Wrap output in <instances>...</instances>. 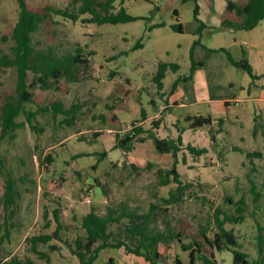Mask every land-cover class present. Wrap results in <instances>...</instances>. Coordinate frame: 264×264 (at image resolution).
<instances>
[{"label": "rangeland", "instance_id": "obj_1", "mask_svg": "<svg viewBox=\"0 0 264 264\" xmlns=\"http://www.w3.org/2000/svg\"><path fill=\"white\" fill-rule=\"evenodd\" d=\"M25 1L35 11L49 6L77 12L76 21L52 14V20L33 33V45L60 58L79 50L89 58L90 67L75 64L76 80L63 77L49 88L33 84L29 88L32 101L24 103L23 113L16 118L23 126L15 130L14 138L7 135L0 140L2 172L16 180L19 194L8 220L12 224L8 238L0 242V261L78 264L64 241L73 244L85 234L81 227L84 214L93 210L104 215L109 208L117 211L121 204L146 213L154 203L160 208L153 211L151 226L163 231L168 218L182 232L184 243L199 241L204 253L213 251L219 263L232 264L231 252L210 249L202 234L212 237L216 209L222 212L220 218L235 214V203L241 197L245 200L243 220L226 221L223 226L233 231L237 248L249 260L264 258V242L259 253L258 238L259 224L264 240V20L252 29H230L224 20L237 21L240 16L227 10L226 0H115L110 11L124 8L137 19L95 24L82 21L90 15L78 11L80 1ZM231 1L236 8L244 2ZM18 12L17 0H0V54L8 53L13 45L11 33ZM178 23L181 31L175 28ZM197 39L200 42L193 48ZM192 48L195 61L204 66L191 74ZM221 48L237 61L246 59L259 77L252 79L230 63ZM161 62L167 63V69L159 87L156 74ZM31 79L29 74L27 82ZM15 84L14 69L0 73V103L14 92ZM226 99L228 104L222 101ZM181 101L184 104L178 105ZM53 102H61L64 108L79 106L71 122L67 114L50 108ZM166 103L170 107L160 115L156 135L180 136L178 171L184 181H188L187 172L193 176L188 181L192 185L167 208V214L162 211L161 198L168 196L174 184L158 183L156 171L172 166L171 155L159 154L143 132L140 136L145 141L133 142L130 152L114 146L116 133L120 137L128 133L127 126L137 122L135 117L142 110L153 114L154 105ZM188 114H211L215 121L189 130ZM116 115L131 120L123 127ZM218 117L223 123L217 122ZM187 144L206 151L192 154ZM253 151L261 155H248ZM4 178L0 173V234L5 233L7 215L1 203ZM226 196L233 202H227ZM58 221L63 226L60 239L32 244L34 235L53 234ZM114 228L115 224L110 226ZM158 250L162 254L158 264H175L176 256L182 264H191L189 250H181L175 240L159 244ZM94 264L151 263L123 248H107ZM194 264L202 263L195 258Z\"/></svg>", "mask_w": 264, "mask_h": 264}, {"label": "trees", "instance_id": "obj_2", "mask_svg": "<svg viewBox=\"0 0 264 264\" xmlns=\"http://www.w3.org/2000/svg\"><path fill=\"white\" fill-rule=\"evenodd\" d=\"M80 1L78 11L81 14L88 13L90 16L84 18L82 21L95 24L102 23H118L126 22L137 19V17L127 14L124 8H120L117 12H112L110 9L113 7L115 0H72V3ZM19 12L15 25L13 26L11 38L13 45L8 53L0 54V73L7 69L12 68L16 71V84L13 93H8L3 97L0 103V140L6 137H15V130L23 126V121H18L16 118L23 113V106L25 102L32 101V93L29 88L33 84H39L42 88H49L52 84L57 83L59 79L65 77L69 80H76L78 71L75 64L81 63L83 68L90 67V61L88 57H82L80 51L77 50L73 54H69L60 58L52 52L38 51L33 45V33L38 31L42 23H47L52 20V14H57L71 20L76 21L78 18L77 12H72L65 9H54L49 6L43 7L40 11L32 10L28 7L25 0H17ZM226 7L228 11L235 10L236 13L241 16L240 22L236 27L243 29L254 28L261 20H264V0H245L239 7H235L231 0H226ZM195 14L197 9L194 10ZM174 14L178 16L177 10H174ZM162 25V24H158ZM175 28L178 31L182 30L181 23H178ZM141 40V39H140ZM199 40H195L193 48L199 44ZM193 48L191 50V74L197 69L198 66L203 65L200 61H195ZM217 51V50H210ZM219 51L226 54L230 63L234 66L244 69L252 79H256L257 76L246 59L235 60L229 54V52L221 48ZM167 69V63L161 62L158 65L156 74L157 84L161 87V79L164 77V71ZM32 75L31 81L28 83V75ZM264 75V74H263ZM50 108L55 112L60 111L67 114L70 118L67 122H71L75 116V112L79 106L72 104L69 108H64L61 102H53L50 104ZM27 114V113H26ZM29 112L27 115H31ZM27 119H30L28 116ZM185 120L188 123L189 128H196L205 124H210L212 119L210 116L202 115H187ZM158 122H153V128L156 127ZM144 132L139 126H134L132 131H128L122 137L118 133L115 135V147H119L125 152L131 151L133 142L144 141L145 137H141L140 134ZM97 135V134H96ZM146 137L153 140L155 149L160 153H171L174 158L173 166L169 169L158 168L156 171L159 177L158 183L168 184L174 183L173 189L169 191L167 197H162L161 201L165 204L162 211L167 214L168 207L171 204L177 203L182 199L184 191L188 189L192 183L186 182L180 179V175L176 170V155L183 145L180 136L177 139L160 138L153 130H148ZM214 139V135L212 136ZM186 149L192 154H200L206 151L205 148H196L189 144L186 145ZM260 156L259 151H253L248 155ZM81 155V154H79ZM105 153H102V156ZM94 167V166H93ZM0 173L4 175V191L2 194L1 203L3 205L4 213L7 214L4 217L3 225L5 226V233L0 234V242L4 237L8 238L9 226L8 220L10 215L14 213L15 197L18 196L16 190L15 179L10 173L2 172V161L0 160ZM53 186L52 183H50ZM254 185V183H253ZM256 193L255 196H257ZM226 201L232 203V198L225 197ZM245 206L244 198H239L235 203V214L225 215L224 218H220L222 214L220 209H216L214 218L216 219V229L212 237L202 234L203 242L210 248L221 250H229L232 254V264H260V259L249 260L247 254L240 251L238 241L231 229L224 228L226 221L239 222L243 220V211ZM157 204H150V209L146 213H138L135 208L130 209L125 204H121L117 211L113 208H109L104 215L98 214L91 210L81 217V227L85 234L78 236L74 239L73 244L68 241H64L69 247L71 253L75 255L78 260V264H94L99 253L103 249L123 248L128 253L136 256H143L145 261L151 264H158L161 261L162 254L158 250V245H167L174 240L179 244L181 250H189L190 263L194 264L195 258H198L202 264H221L215 258L213 251L206 254L202 250L201 243L196 240H192L189 243H184L182 240V232L175 228L170 219H165V228L163 231L157 230L154 226H151V215L153 211L159 209ZM57 211L55 210L54 216L58 220ZM115 224L114 229H110V226ZM63 226L58 221L56 230L53 234L46 235H34L30 238L33 245L37 243H46L56 237L60 239L59 231ZM261 226L258 224V238L260 240L259 253L262 252V242H264L261 235ZM109 261H112L110 258ZM0 264H20L17 259H11L9 261L1 262ZM175 264H182L179 257H175Z\"/></svg>", "mask_w": 264, "mask_h": 264}, {"label": "crops", "instance_id": "obj_3", "mask_svg": "<svg viewBox=\"0 0 264 264\" xmlns=\"http://www.w3.org/2000/svg\"><path fill=\"white\" fill-rule=\"evenodd\" d=\"M245 1V0H244ZM234 4V3H233ZM234 6L236 7V4H234ZM232 11H234V10H232ZM236 19H237V21H234V20H230V19H226V20H224V23L227 25V26H229V28L230 29H239V27H236V25L238 24V22H240V20H241V16L240 17H238V16H236ZM241 29H243V28H241ZM202 62V61H201ZM202 64L203 65H201V66H204V63L202 62ZM199 67V66H198ZM197 67V68H198ZM254 72V71H253ZM162 83V82H161ZM262 96H263V98H264V87H263V89H262ZM186 97H189L190 98V96L187 94L186 95ZM223 102H224V104L226 103V104H228L229 103V101L226 99V100H222ZM174 103L175 104H177V101H174ZM182 104H184V102H180V103H178V105H182ZM169 107H170V105H169V103H166V104H159V105H154V109H155V113H153V114H148L146 111H144V110H142L141 111V113H140V115L139 116H137V117H135V118H137L138 120H137V122H134V123H136V125L137 126H139V127H141V126H143V133H145V134H147V131L148 130H153L155 133L157 132V130H158V128H159V126H160V123H159V121H160V115L162 114V112L163 111H165L166 109H169ZM260 114V113H259ZM189 115V114H188ZM198 115H202V114H198ZM190 116H194V115H190ZM202 116H205V115H202ZM206 116H210L211 117V119H212V121H211V123L213 122V121H215V119H214V117L213 116H211V114H209V115H206ZM133 119V118H132ZM116 120H119L121 123H123V127H125L126 126V124L131 120L130 118L129 119H127V120H121L120 119V117L119 116H117L116 115ZM217 122H221L222 121V123H223V120L220 118V117H218L217 119ZM153 122H158V124H157V126L156 127H152L153 125H152V123ZM125 123V124H124ZM221 124V123H220ZM152 125V126H151ZM218 125H219V123H218ZM148 126V130H147V128H144V127H147ZM188 129L189 130H191V129H194V128H189L188 127ZM111 131V129L109 128V129H107V132H110ZM218 131H222L221 129H219ZM157 134V133H156ZM160 138H164V137H160ZM145 141V140H144ZM139 143H142V142H139ZM133 148H134V145H133ZM130 152V151H129ZM159 154H163V157L165 156V155H167V154H170L171 155V157H172V159H173V163H174V158H173V156H172V154L171 153H160L159 152ZM162 156V155H161ZM176 160H177V155H176ZM173 163H172V166H173ZM172 166H170L169 168H171ZM168 168V169H169ZM178 169H180V168H178V160H177V163H176V170H177V172L179 173V171H178ZM182 172V171H181ZM183 174V173H182ZM190 172L188 173L187 172V176H188V181H189V179H192L193 178V176L190 174ZM179 175H180V179L181 180H183L184 181V179H182V175L179 173ZM188 181H186V182H188ZM201 181V180H200ZM169 184H174V183H169ZM175 186V185H174Z\"/></svg>", "mask_w": 264, "mask_h": 264}, {"label": "built area", "instance_id": "obj_4", "mask_svg": "<svg viewBox=\"0 0 264 264\" xmlns=\"http://www.w3.org/2000/svg\"><path fill=\"white\" fill-rule=\"evenodd\" d=\"M134 126H136V123H133L131 125H128L127 126V131H132Z\"/></svg>", "mask_w": 264, "mask_h": 264}]
</instances>
